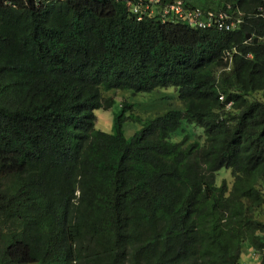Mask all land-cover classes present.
Masks as SVG:
<instances>
[{
  "label": "trees",
  "instance_id": "obj_1",
  "mask_svg": "<svg viewBox=\"0 0 264 264\" xmlns=\"http://www.w3.org/2000/svg\"><path fill=\"white\" fill-rule=\"evenodd\" d=\"M129 1L0 0V264H264V0H182L233 31ZM169 87L182 110L95 128L105 93Z\"/></svg>",
  "mask_w": 264,
  "mask_h": 264
},
{
  "label": "rangeland",
  "instance_id": "obj_2",
  "mask_svg": "<svg viewBox=\"0 0 264 264\" xmlns=\"http://www.w3.org/2000/svg\"><path fill=\"white\" fill-rule=\"evenodd\" d=\"M104 96L113 97L115 103L111 109H98L94 111L96 117L95 128L109 134H113L114 132V120L115 117L121 113V105L124 102L132 106L133 109V111L126 112L125 115L128 116L134 114L135 118L141 119L142 121L147 118H154L158 115H163L171 109L182 110L181 103L177 96V90L174 87L157 89L149 93L139 94H133L130 90H117L105 93ZM140 130L141 124L136 119L126 121L122 125V132L126 139H130ZM201 134L200 129L183 123L182 129L173 136L172 141L180 142L187 137L193 142L197 140ZM222 173H228L231 175V172L226 169H222L219 172V176ZM262 188L264 189V184ZM249 256H251V254L244 250L240 264H252L251 262H247Z\"/></svg>",
  "mask_w": 264,
  "mask_h": 264
},
{
  "label": "built area",
  "instance_id": "obj_3",
  "mask_svg": "<svg viewBox=\"0 0 264 264\" xmlns=\"http://www.w3.org/2000/svg\"><path fill=\"white\" fill-rule=\"evenodd\" d=\"M10 7H14V0H3ZM30 2L33 6L46 9L60 0H20ZM102 1V0H91ZM161 0H130L129 4L136 13L153 11L155 4ZM163 18L173 22H185L188 26L197 29H212L215 27L218 31H233L241 24V19L234 18L226 13L215 15L212 12H204L200 8L187 7L182 1L177 0L174 3L158 8Z\"/></svg>",
  "mask_w": 264,
  "mask_h": 264
},
{
  "label": "bare ground",
  "instance_id": "obj_4",
  "mask_svg": "<svg viewBox=\"0 0 264 264\" xmlns=\"http://www.w3.org/2000/svg\"><path fill=\"white\" fill-rule=\"evenodd\" d=\"M175 1H177V0H173L172 2H169L168 4H162V7H164V6H167V5H170V4H172V3H174ZM161 2V1H160ZM159 3V2H158ZM157 4V3H156ZM154 10V9H153ZM153 11H150L149 13H152ZM208 12H211V11H208ZM159 13V17H160V19L162 20V21H167L168 19H166V18H163L162 17V15H161V13H160V11L158 12ZM221 13H226V14H228L227 12H225V11H219V12H216V14L215 15H220ZM213 28H215V27H213ZM216 29V28H215ZM217 30V29H216ZM218 31V30H217Z\"/></svg>",
  "mask_w": 264,
  "mask_h": 264
},
{
  "label": "crops",
  "instance_id": "obj_5",
  "mask_svg": "<svg viewBox=\"0 0 264 264\" xmlns=\"http://www.w3.org/2000/svg\"><path fill=\"white\" fill-rule=\"evenodd\" d=\"M249 251H250V249L247 250V252H249ZM252 257H253L252 255L249 256L247 258V262H251L252 264H256L255 261H258L259 259L255 260V258L253 259Z\"/></svg>",
  "mask_w": 264,
  "mask_h": 264
},
{
  "label": "clouds",
  "instance_id": "obj_6",
  "mask_svg": "<svg viewBox=\"0 0 264 264\" xmlns=\"http://www.w3.org/2000/svg\"><path fill=\"white\" fill-rule=\"evenodd\" d=\"M180 1H182V0H180ZM183 2V1H182ZM184 3V2H183ZM185 4V3H184ZM187 7H190V6H187ZM193 8V7H192ZM194 8H199V7H194ZM201 9V8H200ZM201 10H203V9H201ZM204 12H205V10H203ZM190 27V26H189ZM192 28V27H191ZM195 29H197V28H195ZM198 30H202V29H198ZM220 100H222V98H220Z\"/></svg>",
  "mask_w": 264,
  "mask_h": 264
},
{
  "label": "water",
  "instance_id": "obj_7",
  "mask_svg": "<svg viewBox=\"0 0 264 264\" xmlns=\"http://www.w3.org/2000/svg\"><path fill=\"white\" fill-rule=\"evenodd\" d=\"M250 38H251V36H250V35H247V39L249 40ZM257 40H258V39L255 38V39H254V42H257Z\"/></svg>",
  "mask_w": 264,
  "mask_h": 264
}]
</instances>
